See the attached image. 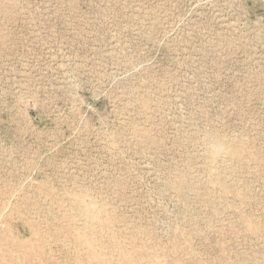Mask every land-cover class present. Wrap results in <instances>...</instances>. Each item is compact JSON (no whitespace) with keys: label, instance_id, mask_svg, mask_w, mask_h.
Instances as JSON below:
<instances>
[{"label":"rangeland","instance_id":"obj_1","mask_svg":"<svg viewBox=\"0 0 264 264\" xmlns=\"http://www.w3.org/2000/svg\"><path fill=\"white\" fill-rule=\"evenodd\" d=\"M0 264H264V0H0Z\"/></svg>","mask_w":264,"mask_h":264},{"label":"bare ground","instance_id":"obj_2","mask_svg":"<svg viewBox=\"0 0 264 264\" xmlns=\"http://www.w3.org/2000/svg\"><path fill=\"white\" fill-rule=\"evenodd\" d=\"M216 143H217V142H216ZM218 143H220V142H218ZM215 145H216V144H215ZM218 146H219V147L221 148V150H222V147H221V145L219 144V145H217V147H218ZM227 146H228V145H227ZM219 147H218V148H219ZM220 148H219V149H220ZM89 213H90V212H86L85 214H87V215H88Z\"/></svg>","mask_w":264,"mask_h":264}]
</instances>
